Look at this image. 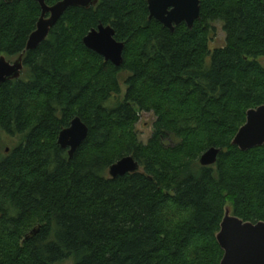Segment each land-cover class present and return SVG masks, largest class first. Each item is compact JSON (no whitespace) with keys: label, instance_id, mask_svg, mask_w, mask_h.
<instances>
[{"label":"trees","instance_id":"16d2710c","mask_svg":"<svg viewBox=\"0 0 264 264\" xmlns=\"http://www.w3.org/2000/svg\"><path fill=\"white\" fill-rule=\"evenodd\" d=\"M40 12L35 0H0V56L25 50ZM215 22L225 43L211 50ZM99 24L124 43L119 67L83 44ZM262 58L264 0H200L192 29L174 32L149 18L147 0L68 8L25 52L20 78L0 84V264H219L226 206L264 221V145L231 144L264 105ZM141 112L155 116L146 143ZM76 116L89 131L69 157L57 137ZM2 134L17 140L4 148ZM211 147L216 162L201 166ZM127 155L140 170L109 177Z\"/></svg>","mask_w":264,"mask_h":264},{"label":"water","instance_id":"95a60500","mask_svg":"<svg viewBox=\"0 0 264 264\" xmlns=\"http://www.w3.org/2000/svg\"><path fill=\"white\" fill-rule=\"evenodd\" d=\"M5 1L10 3L13 0ZM35 1L41 10L35 30L28 36L25 50L13 62L0 56V84L20 78L25 52L36 49L46 40L50 30L68 8L89 9L96 6L99 0H59L53 5H47L44 0ZM147 8L150 19L157 20L164 28L174 32L175 27L181 23L192 29L194 22L199 19L200 0H147ZM82 41L86 48L115 67L123 63L124 43L115 39V31L111 26L99 24L97 28L89 30ZM88 131V126L76 116L68 127L59 132L57 144L72 157L87 137ZM231 144L241 151L264 145V105L247 110L245 123L238 129ZM218 154L219 149L211 147L199 157L200 165H213ZM139 170V163L132 155H127L109 166L108 175L116 178ZM216 240L223 251L219 264H264V221H243L232 215L226 206Z\"/></svg>","mask_w":264,"mask_h":264},{"label":"rangeland","instance_id":"374dc122","mask_svg":"<svg viewBox=\"0 0 264 264\" xmlns=\"http://www.w3.org/2000/svg\"><path fill=\"white\" fill-rule=\"evenodd\" d=\"M215 27V33L213 38L211 39L209 43V47L211 50L215 48H220L224 46L225 43V33L222 29V24L219 22H215L214 24ZM15 57H12L10 59H7L11 62H13ZM261 62L264 65V58L261 59ZM126 77V73L122 72L119 75V85H120V91L121 93L117 96L116 100H121L122 97L124 96V92L126 90V87L124 85V80ZM114 99L110 101L109 105H113ZM155 120V116L153 115L152 112H141L138 114V120L136 124L134 125V131L140 141L143 143H146L153 132L152 125ZM17 138H12L9 136H6L5 134H2V141H3V147H11L15 142ZM53 264H73L72 260H64V261H59L55 262Z\"/></svg>","mask_w":264,"mask_h":264}]
</instances>
